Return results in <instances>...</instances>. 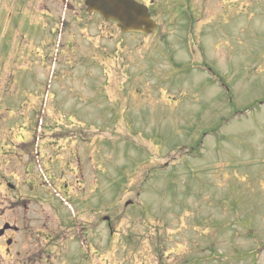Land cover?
Listing matches in <instances>:
<instances>
[{
    "label": "rangeland",
    "instance_id": "374dc122",
    "mask_svg": "<svg viewBox=\"0 0 264 264\" xmlns=\"http://www.w3.org/2000/svg\"><path fill=\"white\" fill-rule=\"evenodd\" d=\"M140 1L149 36L0 0V155L87 142L93 264H264V0Z\"/></svg>",
    "mask_w": 264,
    "mask_h": 264
},
{
    "label": "flooded vegetation",
    "instance_id": "af4514ba",
    "mask_svg": "<svg viewBox=\"0 0 264 264\" xmlns=\"http://www.w3.org/2000/svg\"><path fill=\"white\" fill-rule=\"evenodd\" d=\"M55 2L67 12L85 4V0ZM87 44L91 46L89 49L95 47L93 41ZM100 51H103L102 45ZM76 138L70 140L76 141ZM83 141V147L71 143L67 149L49 147L0 155V246L9 261L15 264H43L45 261L67 264L75 258L68 260L66 256L78 252L76 264H93V254L98 250L93 246L98 227L104 230V207L101 204L98 215L93 208L92 192L88 193L83 187L92 166L91 150ZM63 161L64 170L68 171L60 170ZM35 166L42 170L48 168L37 171ZM101 174L104 177V170ZM68 176L73 186L65 180ZM54 197L60 202L56 203ZM45 201L54 208L52 214L46 210ZM93 215L98 217L95 221H92ZM74 244L78 251H74ZM83 251L88 255H83Z\"/></svg>",
    "mask_w": 264,
    "mask_h": 264
},
{
    "label": "water",
    "instance_id": "95a60500",
    "mask_svg": "<svg viewBox=\"0 0 264 264\" xmlns=\"http://www.w3.org/2000/svg\"><path fill=\"white\" fill-rule=\"evenodd\" d=\"M86 6L89 13L118 23L123 33L150 35L157 29L148 8L135 0H86Z\"/></svg>",
    "mask_w": 264,
    "mask_h": 264
}]
</instances>
